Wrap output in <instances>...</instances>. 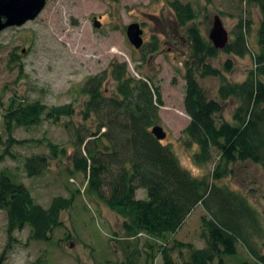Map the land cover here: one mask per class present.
Instances as JSON below:
<instances>
[{"label": "trees", "instance_id": "obj_1", "mask_svg": "<svg viewBox=\"0 0 264 264\" xmlns=\"http://www.w3.org/2000/svg\"><path fill=\"white\" fill-rule=\"evenodd\" d=\"M245 2L260 14L256 49L251 50L247 42L249 21L239 22L234 39L224 48L240 58L252 56L253 68L240 83L228 81L206 62L218 50L203 39L194 25L187 29L191 56L200 67V76L220 78L219 102L207 96L191 68L185 74L183 108L189 117L183 130L185 146L196 147L191 157L194 165L214 163L208 175L191 174L181 166L172 147L155 138L152 128L160 121V90L151 78L131 75L127 63L117 60L79 88V94L88 97L79 116L83 122L93 120L94 128L73 124L71 103L47 107L39 101H10L4 115L6 131L30 128L49 120L62 124L72 134L68 144L49 142L47 154L26 157L22 165L25 175L41 176L50 160L68 161L71 175L80 173L86 177L87 196L102 202L122 219L126 238L144 235L165 241L157 248L160 264H227L228 258L238 256L239 243L258 264H264V253L253 245L256 236H264L260 213L244 195L217 184L232 173V166L237 163L249 161L259 165L264 173V0ZM169 7L179 27L196 17L189 3L173 0ZM154 50L152 47L149 52ZM108 82L113 83L111 91L105 87ZM230 99L236 102L232 122L216 116L222 112V102ZM63 119L67 120L62 123ZM26 142L11 134L3 141L0 135V144L7 146L0 160L13 156L11 147ZM9 174L19 181L10 171L0 170V211L6 214L9 239L13 232L27 227L30 240L49 241L53 232L63 227L60 215L72 206L73 195L55 196L44 207L35 202L25 184L11 179ZM140 189L145 191L146 198L136 197ZM198 205L204 210L200 217L204 246L174 240L167 247L168 235L175 234ZM174 251L178 252V259ZM155 259L154 253H148L144 264H154Z\"/></svg>", "mask_w": 264, "mask_h": 264}, {"label": "rangeland", "instance_id": "obj_2", "mask_svg": "<svg viewBox=\"0 0 264 264\" xmlns=\"http://www.w3.org/2000/svg\"><path fill=\"white\" fill-rule=\"evenodd\" d=\"M173 0H46L39 16L20 27H9L0 34V135L3 141L11 136L27 141L10 148L12 157L0 160V170H8L31 191L36 203L47 207L55 196L70 197L72 206L61 212L62 228L53 232L47 242L29 239V229L7 233V218L0 211V264H144L148 253H154V264H160L157 255L164 240L141 235L126 238L122 219L102 202H97L85 192L86 177L70 174L66 160H50L44 174L29 178L22 165L24 159L35 154H47L48 143L68 144L72 134L62 124L43 120L30 128L5 129L4 115L11 100L14 103L39 101L47 107L71 103L74 107L73 124L95 127L93 120L83 122L79 116L88 99L79 94V88L91 76L109 68L113 61H124L131 75L146 76L159 88L162 106L159 109L161 126L166 133L163 144H169L181 166L195 176L208 175L214 163L196 166L192 162L195 146H185L183 130L189 117L183 108L185 74L191 68L197 82L209 98H218L220 78L200 76V67L192 58L187 38L188 27L198 28L203 39H209L214 18L218 16L232 41L240 21H249L246 29L251 50L256 49L259 10L249 7L245 0H178L189 3L196 17L184 27H179L174 12L169 7ZM99 27H94V22ZM138 23L143 31L144 49H135L128 41L126 27ZM154 47L155 50L151 51ZM218 50V49H217ZM14 61H11V60ZM206 62L217 69L228 81L240 83L253 68L250 54L240 58L224 49ZM230 65V66H229ZM109 91L113 83L105 84ZM236 102H222V112L217 118L232 122ZM67 119H63L64 123ZM6 144H0V156ZM232 173L218 181L244 195L261 215L264 229V173L259 165L249 161L232 166ZM136 197L144 199L143 189ZM203 207L198 205L173 235H168L166 246L180 241L195 247L204 246L200 238V217ZM257 237V236H256ZM254 238L253 245L264 253V236ZM155 245V249L149 245ZM238 256L228 258L227 264H258L239 243ZM178 259V252H173ZM184 256L187 255L183 250Z\"/></svg>", "mask_w": 264, "mask_h": 264}, {"label": "water", "instance_id": "obj_3", "mask_svg": "<svg viewBox=\"0 0 264 264\" xmlns=\"http://www.w3.org/2000/svg\"><path fill=\"white\" fill-rule=\"evenodd\" d=\"M46 0H0V34L9 27H20L25 23L36 19L42 12ZM94 27L98 28L99 23L94 22ZM143 31L138 23H131L126 27V36L135 49L143 46ZM214 48L221 50L228 44V33L223 27L221 19L216 16L212 30L209 35ZM152 134L159 141L166 137V133L159 125L152 128Z\"/></svg>", "mask_w": 264, "mask_h": 264}]
</instances>
